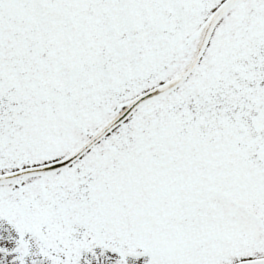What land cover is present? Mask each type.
Masks as SVG:
<instances>
[{
    "label": "snow or ice",
    "instance_id": "snow-or-ice-1",
    "mask_svg": "<svg viewBox=\"0 0 264 264\" xmlns=\"http://www.w3.org/2000/svg\"><path fill=\"white\" fill-rule=\"evenodd\" d=\"M0 264H264V0H0Z\"/></svg>",
    "mask_w": 264,
    "mask_h": 264
}]
</instances>
